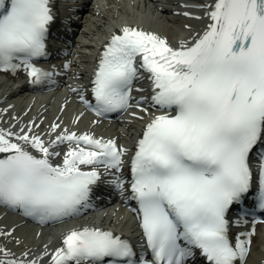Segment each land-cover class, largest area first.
<instances>
[{"label":"snow or ice","instance_id":"snow-or-ice-1","mask_svg":"<svg viewBox=\"0 0 264 264\" xmlns=\"http://www.w3.org/2000/svg\"><path fill=\"white\" fill-rule=\"evenodd\" d=\"M196 7L209 19L202 33L173 46L126 25L103 46L88 88L72 89L107 118L133 107L134 86L148 79L150 94L136 99L140 111L132 113L146 120L132 149L62 121L48 134L35 131V120L19 130L0 127V204L48 223L119 193L136 202L139 252L111 228L82 225L39 254L24 248L17 255L0 243V264H248L256 224L264 222V0ZM57 16L54 0H0V68L23 69L34 88L56 83L59 70L38 63L52 54ZM72 19L59 37L66 42ZM14 232L0 236L22 245Z\"/></svg>","mask_w":264,"mask_h":264},{"label":"bare ground","instance_id":"bare-ground-1","mask_svg":"<svg viewBox=\"0 0 264 264\" xmlns=\"http://www.w3.org/2000/svg\"><path fill=\"white\" fill-rule=\"evenodd\" d=\"M206 2H208V0H148L147 2H139V5L134 8L136 9V13L134 9L128 8L122 3L119 4L120 6L117 8V11L108 9L106 13L98 15L97 13H94L93 10H91L89 15L86 16V21L83 22L85 24V29H81L79 32L81 34V38H83L84 41L82 42V45L81 42L76 41V47L91 48L92 43H94L96 46L98 45V41L100 42L104 40L108 37V34H112L111 32L113 31L117 32L123 28L121 26L126 25L156 32L161 36L167 37L170 44L173 46H179L181 41L190 40L195 36L196 33H198V31L199 33H202L205 26L201 30L200 23L205 11L200 7H196V5H201ZM157 3H161L162 6L158 5ZM185 5L188 7H185ZM186 13H193V15H186ZM161 17L166 18L167 21L161 20ZM136 18H138V20H135ZM122 21L125 22L122 23ZM153 22L160 23V25H154ZM189 25L191 27H188ZM85 56L86 54H81L78 60H76L77 62L72 64L71 70L66 71L67 74L62 87H68L70 77L83 74L85 67L81 65V62L84 61ZM7 72L10 76V79L7 81L2 79L4 82L0 86V125L2 126L4 123L7 128L15 126L16 129L19 130V128L24 127L25 125L31 127L32 125L29 122L35 120L36 124L39 126L38 129H35V131L48 134V129L51 124L61 122V117L59 118V121L56 120L55 117L54 111L58 106V104H55V98H49L45 100L43 97H41L45 103H41L39 99L34 98L33 102H31L32 99L25 98L21 103H14L12 99L15 98L13 95L15 89L14 84L12 85L10 81H15V79H17L23 72L20 70L16 72L8 70ZM146 80L148 79L141 80V83L142 85L149 87V83ZM66 102L67 106L65 110H74L76 106L71 103V100H69L68 97L63 99L62 106H64L63 103L66 104ZM9 106H12V108H9ZM4 109H7V111H4ZM37 109H40V111H38L40 112L38 115ZM75 113H78L77 108L76 111L69 112L70 116H73ZM80 117L83 119L85 118L84 115ZM138 121L139 123L136 121H127L124 123L126 132L123 135L130 137L131 143L134 141V139L131 138V136H134V130L136 133L138 129L143 127L146 123L144 120ZM63 122L67 124L69 122V124L72 123L71 120L67 119ZM67 124L64 125L69 129L73 128L72 125ZM65 126L62 125V127ZM76 128L78 132H81L80 128ZM83 131L85 130H82V132ZM118 139L120 141V138ZM63 150L66 151L67 146H65ZM4 208L5 206L0 204V230L10 231L11 229L15 228L13 235L19 237L23 241V244L17 245L13 239L5 238L3 236H0V243L6 244L12 249V251L16 252L17 255H19L20 251H22L24 248H29L34 254H39L42 251L43 246L46 244L48 245L49 249H55L62 243V241H60V243L58 242L60 235H62L63 238L65 233H67L72 228L82 225H92V221L85 223L82 221L79 222V217L81 216H77L61 221L60 224L62 225H55L57 226L56 229L51 230L50 227L48 228L47 226L40 227L38 224L37 226L33 225V227L28 229L24 222L21 224L18 219H13V216L10 217L9 211L5 210ZM12 214H14V212ZM115 214H120L119 216L122 218L125 217L123 216L124 213H122L121 210H117ZM117 216H105L101 224L112 227L116 233L122 234L128 239L136 238L137 230H135L132 222H130L127 217H125V220L123 221L122 218H118ZM15 218H19V215L15 214ZM253 238L255 240L252 245V253L248 257V264H259V262L264 259V251H260L259 248H255V244L264 245V229L258 230Z\"/></svg>","mask_w":264,"mask_h":264},{"label":"rangeland","instance_id":"rangeland-1","mask_svg":"<svg viewBox=\"0 0 264 264\" xmlns=\"http://www.w3.org/2000/svg\"><path fill=\"white\" fill-rule=\"evenodd\" d=\"M158 5H160V6H162V4L161 3H157ZM132 9H134V8H132ZM131 10V9H130ZM129 10V11H130ZM134 11H135V13H136V9H134ZM132 19H133V17H132ZM141 19V18H140ZM139 19V20H140ZM135 20H138V18H136ZM86 21V20H85ZM85 29V26H84V24H83V28H82V30H84ZM79 36H81V34L79 35ZM88 42V41H87ZM92 46H95L94 45V43H92ZM86 52H91L92 51V49H89V48H85L84 49ZM84 60L85 61H88L89 60V57H87V58H84ZM5 77H7L8 79H10V76L7 74ZM66 122V121H65ZM65 122H63L64 124H67V123H65ZM137 122V121H136ZM67 125H73L72 123L71 124H67ZM73 126H75V125H73ZM123 130H125L124 128H123ZM134 132H135V130H134ZM131 138H133L132 136H131ZM123 140H124V142H126V143H129L130 142V137H128V136H123ZM114 216H117L118 214H113ZM120 215V214H119ZM117 216L118 218L120 217V216ZM120 218H122V217H120ZM255 248H259V250L260 251H264V245H260V244H255ZM254 253V252H253ZM255 255V254H254ZM263 262V263H262ZM259 264H264V259H262V261L261 262H259Z\"/></svg>","mask_w":264,"mask_h":264}]
</instances>
